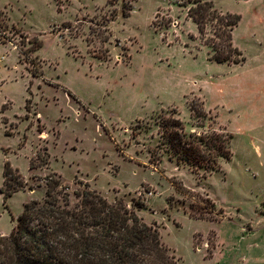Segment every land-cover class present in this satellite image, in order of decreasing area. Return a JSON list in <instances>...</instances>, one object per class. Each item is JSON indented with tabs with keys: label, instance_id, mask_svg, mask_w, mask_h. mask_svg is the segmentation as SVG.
<instances>
[{
	"label": "rangeland",
	"instance_id": "374dc122",
	"mask_svg": "<svg viewBox=\"0 0 264 264\" xmlns=\"http://www.w3.org/2000/svg\"><path fill=\"white\" fill-rule=\"evenodd\" d=\"M194 1L0 0V187L5 161L26 183L5 203L0 193L2 236L53 176L72 204L84 187L124 202L176 264H264V0H211L240 16L229 64L207 59L218 23L200 36ZM162 116L187 134H230L231 159L206 177L177 165Z\"/></svg>",
	"mask_w": 264,
	"mask_h": 264
},
{
	"label": "trees",
	"instance_id": "16d2710c",
	"mask_svg": "<svg viewBox=\"0 0 264 264\" xmlns=\"http://www.w3.org/2000/svg\"><path fill=\"white\" fill-rule=\"evenodd\" d=\"M122 15L127 16V12L123 10ZM187 15L201 36L209 19L218 23L213 37L204 40V45L212 50L210 60L219 64L240 62V53L232 43V31L240 20L238 14H220L211 0H195ZM220 35L223 42L216 43ZM31 44L35 52L41 43L36 39ZM32 75L39 76L37 70ZM191 110L195 113L193 105ZM159 125L161 145L177 165L186 164L195 175L200 171L202 176L211 175L232 157L230 134H187L181 120L170 116H162ZM149 154L150 164L157 168L159 155L154 149ZM32 162L29 169L34 168ZM47 163L48 155L43 161ZM2 175L0 193L5 203L14 193L24 190L26 183L8 161L3 164ZM45 186L43 202L24 203L9 235L0 234V264H176L158 230L142 221L124 202L109 203L98 192L84 187L74 193L76 202L72 204L68 187L61 185L59 177L47 176ZM189 216L208 220L191 211Z\"/></svg>",
	"mask_w": 264,
	"mask_h": 264
},
{
	"label": "crops",
	"instance_id": "0c3cea01",
	"mask_svg": "<svg viewBox=\"0 0 264 264\" xmlns=\"http://www.w3.org/2000/svg\"><path fill=\"white\" fill-rule=\"evenodd\" d=\"M197 31H198V30H197ZM198 34H199V33H198ZM199 35H200V34H199ZM200 36H201V35H200ZM205 46H206V45H205ZM206 47H207V46H206ZM12 49H14L13 46H12ZM14 50H15V49H14ZM15 51H16V50H15ZM207 56H208L207 59H208L209 61H212V60L209 59L210 54L207 53ZM0 58H1L0 62L5 60V56H4V55H3V56H0ZM213 62H214V61H213ZM215 63H216V62H215ZM217 64H219V63H217ZM221 64H223V63H221ZM16 65H17V64H16ZM15 67H17V66H15ZM203 101H204V107L207 109V104H206L207 101L205 100L204 97H203ZM2 110H3V109H2ZM4 110H5V109H4ZM207 110H208V109H207ZM4 117H6V116H3V117H2V122H3ZM3 124H5V123L3 122ZM152 167H153V166H152Z\"/></svg>",
	"mask_w": 264,
	"mask_h": 264
},
{
	"label": "built area",
	"instance_id": "2783aa9c",
	"mask_svg": "<svg viewBox=\"0 0 264 264\" xmlns=\"http://www.w3.org/2000/svg\"><path fill=\"white\" fill-rule=\"evenodd\" d=\"M0 60H1V58H0Z\"/></svg>",
	"mask_w": 264,
	"mask_h": 264
}]
</instances>
